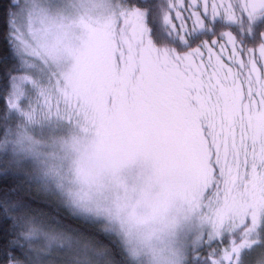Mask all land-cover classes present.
Wrapping results in <instances>:
<instances>
[{
  "label": "snow or ice",
  "instance_id": "6c2138e0",
  "mask_svg": "<svg viewBox=\"0 0 264 264\" xmlns=\"http://www.w3.org/2000/svg\"><path fill=\"white\" fill-rule=\"evenodd\" d=\"M132 206L183 264L264 253V0H0V264H132Z\"/></svg>",
  "mask_w": 264,
  "mask_h": 264
},
{
  "label": "clouds",
  "instance_id": "9594fccd",
  "mask_svg": "<svg viewBox=\"0 0 264 264\" xmlns=\"http://www.w3.org/2000/svg\"><path fill=\"white\" fill-rule=\"evenodd\" d=\"M35 147L41 152L40 158L47 166L54 169L58 167L61 155L59 146L53 147L42 140ZM122 179L123 174L120 177L108 176L99 182L77 181L72 185V190L88 193L94 201H99L103 207L115 208L118 203L122 202L124 195L120 188ZM172 207L161 208L160 215L169 213ZM128 215L136 219V222L131 226L133 231L150 236V239L136 242L129 247L132 264H183L182 249L176 238L170 234L168 226L159 221L146 222L153 215L151 208L132 206L128 209ZM258 261L259 264L264 262V253L255 254L248 264H258Z\"/></svg>",
  "mask_w": 264,
  "mask_h": 264
},
{
  "label": "rangeland",
  "instance_id": "374dc122",
  "mask_svg": "<svg viewBox=\"0 0 264 264\" xmlns=\"http://www.w3.org/2000/svg\"><path fill=\"white\" fill-rule=\"evenodd\" d=\"M40 138L53 147L59 146L57 143H54L53 139L50 137V135L47 132H45V134L41 136ZM258 264H259V261H258ZM260 264H264V262H260Z\"/></svg>",
  "mask_w": 264,
  "mask_h": 264
}]
</instances>
